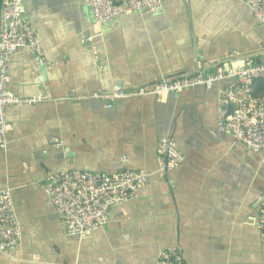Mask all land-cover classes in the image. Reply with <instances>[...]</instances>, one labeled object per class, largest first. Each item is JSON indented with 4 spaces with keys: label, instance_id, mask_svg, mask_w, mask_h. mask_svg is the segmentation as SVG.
<instances>
[{
    "label": "crops",
    "instance_id": "obj_1",
    "mask_svg": "<svg viewBox=\"0 0 264 264\" xmlns=\"http://www.w3.org/2000/svg\"><path fill=\"white\" fill-rule=\"evenodd\" d=\"M249 1L165 0L156 11L97 25L84 0H22L44 55L28 48L11 55L7 88L23 102L5 108L11 126L0 148V191L10 190L21 241L0 251V264H157L171 247L184 264H264L256 224L264 152L218 128L229 80L104 106L115 86L131 93L218 65L264 61V25ZM163 137L183 156L167 176L158 171ZM126 168L145 170L147 183L112 207L100 229L68 235L43 190L46 177Z\"/></svg>",
    "mask_w": 264,
    "mask_h": 264
},
{
    "label": "built area",
    "instance_id": "obj_2",
    "mask_svg": "<svg viewBox=\"0 0 264 264\" xmlns=\"http://www.w3.org/2000/svg\"><path fill=\"white\" fill-rule=\"evenodd\" d=\"M91 8L94 23L102 25L113 18L141 8L158 10L165 0H84ZM254 18L264 25V0H250ZM18 48L30 49L39 59L44 55L42 42L31 21L24 16L22 0H2L0 9V148L6 147L10 123L5 108L23 102L7 88L11 55ZM255 78L264 79V61L245 59L238 66L218 65L211 71L162 79L147 88L126 93L113 87L105 96V107L124 96L177 94L184 88L202 86L210 89L215 82L229 80L220 98L218 128L241 142L246 148L264 152V92L253 94ZM99 99L98 94L93 96ZM158 171L163 176L176 168L183 156L170 137L160 138L156 145ZM148 181L145 170L122 169L114 174L89 170L64 169L46 177L42 187L68 235L81 238L103 227L114 206L137 194ZM257 227L264 232V205L259 208ZM21 241V227L10 190L0 191V251L12 252ZM157 264H184L176 247L160 250Z\"/></svg>",
    "mask_w": 264,
    "mask_h": 264
},
{
    "label": "trees",
    "instance_id": "obj_3",
    "mask_svg": "<svg viewBox=\"0 0 264 264\" xmlns=\"http://www.w3.org/2000/svg\"><path fill=\"white\" fill-rule=\"evenodd\" d=\"M263 92H264V79L255 78L253 81V94L257 96L262 94Z\"/></svg>",
    "mask_w": 264,
    "mask_h": 264
},
{
    "label": "water",
    "instance_id": "obj_4",
    "mask_svg": "<svg viewBox=\"0 0 264 264\" xmlns=\"http://www.w3.org/2000/svg\"><path fill=\"white\" fill-rule=\"evenodd\" d=\"M245 58H248V57H245Z\"/></svg>",
    "mask_w": 264,
    "mask_h": 264
}]
</instances>
